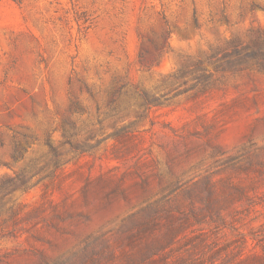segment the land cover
<instances>
[{"label":"rangeland","instance_id":"rangeland-1","mask_svg":"<svg viewBox=\"0 0 264 264\" xmlns=\"http://www.w3.org/2000/svg\"><path fill=\"white\" fill-rule=\"evenodd\" d=\"M0 264H264V0H0Z\"/></svg>","mask_w":264,"mask_h":264},{"label":"trees","instance_id":"trees-1","mask_svg":"<svg viewBox=\"0 0 264 264\" xmlns=\"http://www.w3.org/2000/svg\"><path fill=\"white\" fill-rule=\"evenodd\" d=\"M249 61V60H248ZM246 59H237V60H233V61H228L225 63V65L223 66H219L220 70H237L238 68L242 67V66H247L249 63ZM143 97L145 98L146 101L150 102V95H148V93L144 92L143 93Z\"/></svg>","mask_w":264,"mask_h":264}]
</instances>
